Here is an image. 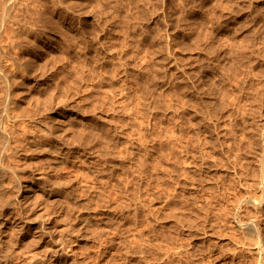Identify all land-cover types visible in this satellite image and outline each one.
I'll list each match as a JSON object with an SVG mask.
<instances>
[{
  "label": "rangeland",
  "instance_id": "rangeland-1",
  "mask_svg": "<svg viewBox=\"0 0 264 264\" xmlns=\"http://www.w3.org/2000/svg\"><path fill=\"white\" fill-rule=\"evenodd\" d=\"M9 2L0 29L10 11L5 23L21 34L9 46L21 78L14 129L31 141L19 174L31 182L44 169L37 181L53 194L37 186L12 209L33 227L46 206L54 224L37 244L27 228L0 224L11 264L41 263L59 232L76 241L44 264H264V201L248 200L264 190V0ZM182 132L190 153L188 138L174 139Z\"/></svg>",
  "mask_w": 264,
  "mask_h": 264
},
{
  "label": "bare ground",
  "instance_id": "bare-ground-1",
  "mask_svg": "<svg viewBox=\"0 0 264 264\" xmlns=\"http://www.w3.org/2000/svg\"><path fill=\"white\" fill-rule=\"evenodd\" d=\"M17 2H18V0H17ZM16 2V3H17ZM13 3H15V0H10V2H9V6L10 7H12V5H14ZM12 4V5H11ZM16 6V5H15ZM29 5H28V3H26V7H28ZM19 11V10H18ZM10 11L8 12V14H7V17H6V13H5V15H4V18H3V21H4V24H3V29L4 30H1L0 29V77H3L4 79H5V81H6V85H7V91H6V93L4 94V95H2V96H0V199H2V200H4L6 203L5 204H2V205H0V216H1V218L2 217H5V218H3V219H1L0 218V224L1 225H3V224H6V225H11V226H13L15 229H17V228H22V227H24V228H27V233H31L32 235V240H35L36 242H35V244H37V243H40L41 242V240L44 238V236L46 235L45 233H48V232H51L52 230H53V228L52 227H54V224H53V219H51V218H49L50 217V212H48V207H46V206H42V210L43 211H47V213H45L44 215H43V219H42V221H41V223H40V227L39 226H33L32 227V225L30 224V223H27L26 224V221H27V219L26 218H23L20 214H21V211L18 209V210H16V209H12V208H14V205H15V201L17 200V199H19V200H21V197L22 196H24L25 194L24 193H26V192H28V191H30L32 188H35V187H37V186H39V187H41L40 185V183L37 181V180H39V179H46V178H48V174H47V171H45L44 169L41 171V174L39 175V177H38V179H36L35 178V174H34V177L33 178H31L32 180H31V182H30V179H26V178H24L23 176H20V174H19V170H21V169H23V166H24V164H26V162L23 160L25 157H26V155H27V152L29 151V149L27 148V144L25 143V142H31V141H28V139H24V138H22L21 137V135H19V134H17V132L15 131V129H14V122L17 120V118L18 119H20V118H22V116H21V114L19 113H17L16 111H15V109H14V105H15V103L18 101V97H16L15 95H14V93L12 92V85H14L15 83H17L18 81H20V79L21 78H19V77H17L16 76V73H15V70H11L10 69V63L11 64H13L16 60H17V56L16 55H13V53L11 54L10 53V51H9V46L11 45L12 47L13 46H15L16 44H18V43H16V42H14L19 36H21V34L19 33V30H18V26H15V24H12V25H8L7 23H5L6 21H7V19L9 18V19H11L12 20V14L10 15ZM16 13V12H15ZM17 13H19V12H17ZM18 15V14H17ZM20 15V14H19ZM19 15H18V18H19ZM14 16V15H13ZM13 18H15V17H13ZM17 18V19H18ZM16 18L15 19H13V21L14 20H17ZM20 19V18H19ZM2 21V22H3ZM28 30V29H27ZM8 35L10 38H14V39H10V40H13V41H10L9 42V39H8V42L10 43H8V42H6V41H4V38L6 39V37H4L5 35ZM4 37V38H3ZM19 40V39H18ZM22 40V39H21ZM23 41V40H22ZM18 42V41H17ZM6 43H8V44H6ZM17 46V45H16ZM21 82H24V80H22ZM179 104V103H178ZM179 106H181V105H179ZM177 108H179L178 106H177ZM181 108V107H180ZM179 108V109H180ZM180 111H181V109H180ZM181 113V112H180ZM10 119H12V120H10ZM182 119V118H181ZM116 126V125H115ZM121 126V125H120ZM118 127V126H117ZM114 128V127H113ZM110 129V128H109ZM116 131H117V129L116 128H114ZM121 129H122V127H121ZM113 130V129H112ZM115 130H113V131H115ZM118 130H120V129H118ZM124 129H122V131H123ZM120 132V131H119ZM118 132V133H119ZM123 133V132H122ZM147 133V132H146ZM149 133V132H148ZM143 134H145V132L143 133ZM145 135H147V134H145ZM145 135H144V137H145ZM140 136H142V135H140ZM143 137V136H142ZM143 137V138H144ZM172 137V136H171ZM184 135H183V132L181 133V134H178V135H176V136H174V139L176 138V140H177V142L178 143H182L183 141L182 140H185V139H187L188 138V140H186V142H183L184 144L182 145V146H184L185 147V150L187 149V152L188 153H190V148H192V145L191 144H194V142L192 141V139L191 140H189V137L187 136L185 139H184ZM139 138V140H140V137H138ZM138 138H136V140L138 141ZM173 138V137H172ZM142 139V138H141ZM158 139V138H157ZM171 140V139H170ZM170 140H167V141H170ZM176 140H174V141H176ZM194 140V139H193ZM142 141V140H141ZM141 141H140V144H141ZM162 141V140H161ZM172 141V140H171ZM139 142V141H138ZM137 143V142H136ZM153 143V142H152ZM178 143H176V144H178ZM196 144L198 143V142H195ZM163 145V148H165V146H166V143H165V141L164 142H160V145ZM200 144V143H199ZM27 145V146H26ZM159 145V146H160ZM165 145V146H164ZM178 145H180V144H178ZM155 146V145H154ZM153 146V147H154ZM196 146V145H195ZM199 146V145H198ZM194 147V146H193ZM194 148H198L197 146L196 147H194ZM157 149V148H156ZM54 153L55 154H57L56 156L58 157V156H61V157H65V148L63 147V145H61L59 142L58 143H56V145H55V148H54ZM179 158H177V160H178ZM145 160V159H144ZM146 161H149L148 159L146 160ZM145 161V162H146ZM178 161H180V160H178ZM177 161V162H178ZM145 162H143V164H148V163H145ZM176 162V161H175ZM151 164L153 163V161H151L150 162ZM149 163V164H150ZM157 162H155V163H153V164H156ZM180 163V162H179ZM261 163H263V165H261ZM261 163H260V165H259V170L261 171V172H263L262 173V179H263V184H264V159H262L261 160ZM143 164H141V165H143ZM146 165H144V166H141V168H145V166ZM156 165H158V166H160L161 168H165L166 169V167H162L161 165H159L158 163L156 164ZM150 166H153V165H149V168H150ZM153 167H155V166H153ZM152 167V168H153ZM157 167V166H156ZM156 167H155V169H156ZM146 169V168H145ZM144 169V170H145ZM164 169V170H165ZM168 169V168H167ZM200 169V168H199ZM139 170H141V169H139ZM148 170V169H147ZM33 172V169H29V172ZM99 171V170H98ZM149 171V170H148ZM147 171V172H148ZM154 171V170H153ZM156 172L158 171V169L157 170H155ZM161 171V170H160ZM167 171V170H166ZM166 171H164V172H166ZM200 171V170H199ZM138 173H140V171H137ZM142 172V171H141ZM144 172V171H143ZM146 172V171H145ZM146 172V173H147ZM152 172V171H151ZM151 172H150V174H151ZM188 172V171H187ZM157 173H159V172H157ZM186 173V172H185ZM153 174V173H152ZM129 175V174H128ZM139 175V174H138ZM138 175H137V177H138ZM141 175H142V173H141ZM140 175V176H141ZM157 175V174H156ZM156 175H154V176H156ZM160 174H158V176H159ZM187 175V174H186ZM186 175H185V178H186ZM191 175V174H190ZM31 176H33V175H31ZM37 176V175H36ZM127 175H125V177H126ZM136 176V175H135ZM146 176V175H145ZM144 176V177H145ZM149 175H148V173H147V177H148ZM154 176H152L153 178H154ZM129 176H127L126 177V179L128 178ZM133 177V176H132ZM131 177V178H132ZM149 177H151V176H149ZM140 178V177H139ZM143 178V177H142ZM156 178V177H155ZM188 178L189 177H187V180H188ZM36 179V180H35ZM102 179V178H101ZM125 179V180H126ZM137 178H135V180H136ZM156 179H159V178H156ZM99 180H100V178H99ZM103 181H105L104 179H102ZM120 180V179H119ZM128 180H129V178H128ZM131 180V179H130ZM138 180V179H137ZM145 180H147V179H145ZM151 181H152V179H150ZM149 180V181H150ZM189 180H190V178H189ZM102 181V182H103ZM124 181V180H123ZM127 181V180H126ZM138 181H141V180H138ZM143 181V180H142ZM129 182V181H128ZM133 184H134V179H133ZM132 182H130V183H132ZM146 182H148V181H146ZM118 183H120V181L118 182ZM126 184V182L124 183V185ZM120 185V184H119ZM123 184H121V186H122ZM127 186H128V183L126 184ZM126 186V187H127ZM133 186V185H132ZM136 186V185H135ZM125 187V188H126ZM217 187V186H216ZM122 188V187H121ZM124 188V187H123ZM122 188V189H123ZM211 188V187H210ZM218 188V187H217ZM41 189L43 190V192H45L46 193V191H48V189H47V187L46 186H42L41 187ZM97 190H99V193H100V189L98 188ZM127 190V189H126ZM130 190H132V188H130ZM134 190V189H133ZM132 190V191H133ZM212 190V189H211ZM214 190V189H213ZM212 190V191H213ZM220 190V189H219ZM122 191H124V190H122ZM128 191V190H127ZM131 191V192H132ZM210 191V190H209ZM212 191L210 192V193H212ZM223 191V190H222ZM101 192H103L102 190H101ZM130 192V193H131ZM215 192V191H214ZM217 192H219V191H217ZM48 193H49V195H53V194H51L49 191H48ZM103 193H105V192H103ZM102 193V194H103ZM124 193H125V191H124ZM127 194L129 193V191L128 192H126ZM216 193V192H215ZM214 193V194H215ZM28 194V193H27ZM31 194V193H30ZM29 194V195H30ZM68 193L66 192V191H63V197L62 198H64V196L65 197H67L68 195H67ZM103 195H105V194H103ZM124 195V194H123ZM122 195V196H123ZM126 195V194H125ZM211 195V194H210ZM99 196H100V194H99ZM216 196V195H215ZM218 196H219V194H218ZM217 196V197H218ZM27 197V196H26ZM98 197V196H97ZM96 197V198H97ZM101 197H102V195H101ZM126 197V196H125ZM124 197V198H125ZM31 198L32 197H30V200H31ZM34 198V197H33ZM36 198V197H35ZM38 198V197H37ZM100 198V197H99ZM211 198V197H210ZM212 198H213V196H212ZM216 198V197H215ZM221 198H222V195H221ZM27 199H28V197H27ZM39 199V198H38ZM98 199V198H97ZM108 199H109V197H108ZM116 199V198H115ZM223 199V198H222ZM224 199H225V197H224ZM29 200V199H28ZM27 200V201H28ZM110 200V199H109ZM216 200V199H215ZM218 200V199H217ZM247 200V199H246ZM248 200L249 201H251L252 202V205L253 206H258V207H260L261 206V204H262V202L264 201V190H263V192L261 193V198L259 197V198H255V199H253L252 197L251 198H248ZM35 201H36V199H35ZM98 201H99V199H98ZM105 201H107L106 199H105ZM104 200H103V202H105ZM30 202H32V200L30 201ZM34 202V201H33ZM101 202V199H100V201H99V203ZM216 202V201H215ZM29 203V202H28ZM98 203V202H97ZM213 203V202H212ZM250 203V202H249ZM102 204V203H101ZM105 204V203H104ZM103 204V205H104ZM106 205V204H105ZM111 205V204H110ZM247 205V204H246ZM250 205V204H249ZM99 206V205H98ZM100 206H102V205H100ZM114 206V205H113ZM248 206V205H247ZM247 206H246V208H247ZM252 206V207H253ZM114 207H116V206H114ZM114 207H112L113 209H114ZM123 207V206H122ZM250 207H251V205H250ZM117 208H120L118 205H117ZM12 209V210H11ZM111 209V208H110ZM121 209H123V208H121ZM11 210V211H10ZM119 210V209H118ZM248 210V209H247ZM250 210H251V208H250ZM124 212H125V210H123ZM122 211V212H123ZM117 212V210L115 211H113V210H109V209H107L106 211H105V215H106V219L108 220V222H115L116 220H117V218H118V214L116 213ZM119 212V211H118ZM121 213V210H120V212H119V214ZM49 215V217H48V215ZM240 214V213H239ZM5 215H7V216H5ZM47 215V216H46ZM135 215H137V214H135ZM241 215V214H240ZM120 217V216H119ZM137 217V216H136ZM123 218V217H122ZM105 219V220H106ZM125 219V218H124ZM123 219V220H124ZM119 220V219H118ZM117 220V221H118ZM121 221V223L120 224H124V221ZM242 220V219H241ZM120 221V220H119ZM118 221V222H119ZM239 221V220H238ZM123 222V223H122ZM240 222V221H239ZM242 222H243V220H242ZM111 223H110V228H112L113 226H111ZM116 223L117 222H115V225H116ZM249 223V222H248ZM247 223V224H248ZM119 224V223H118ZM117 224V226H122V225H118ZM241 224V223H240ZM108 225H109V223H108ZM108 225L106 226V228H109L108 227ZM244 226V225H243ZM124 227V226H123ZM154 227V226H153ZM248 227H249V229H251V230H253V231H256L258 234H259V237L261 238L262 237V230H261V227H260V225H259V223L257 222V221H255V219H254V221H252L250 224H248ZM116 228V227H115ZM119 228V227H118ZM117 228V229H118ZM128 228V227H127ZM114 229V228H113ZM154 229H156L155 227H154ZM153 229V230H154ZM19 230V229H18ZM152 230V231H153ZM114 231H115V229H114ZM117 231H122V232H124V230H123V228H122V230H117ZM128 231H130V229L128 230ZM125 232H126V230H125ZM154 232V231H153ZM149 233H151V232H149ZM152 234V233H151ZM154 235V234H153ZM111 237V236H110ZM114 237V236H113ZM1 239H2V237H1V233H0V254H2V264H11V258H10V256L9 255H7V252L5 251V249H4V247H3V244L1 243ZM107 239H109V238H107ZM111 239V238H110ZM110 239H109V241H110ZM112 239H114V238H112ZM111 239V240H112ZM139 239V238H138ZM141 239V238H140ZM116 240V239H115ZM135 240V239H134ZM136 240H137V238H136ZM76 241V238H74V237H72V236H67V237H65L63 234H62V232H59V236L58 237H56L55 238V244H54V246H52V248L54 249V252H50V251H47L44 255H43V260H42V262L41 263H38V264H44L48 259H52L53 258V256L54 255H56L57 253H59V254H61V251L62 252H64L65 251V244L66 243H68V244H70V243H73V242H75ZM108 241V242H109ZM113 241V240H112ZM111 241V242H112ZM141 241V240H140ZM117 242V241H116ZM123 242V241H122ZM125 242H127V241H125ZM131 242V241H130ZM135 242H137V241H135ZM141 243V242H140ZM123 244V243H122ZM127 244V243H126ZM130 244V243H129ZM136 244V243H135ZM67 245V244H66ZM124 245V244H123ZM131 245H132V243H131ZM130 245V246H131ZM133 245H134V242H133ZM132 245V246H133ZM142 245V244H141ZM212 246V245H211ZM210 246V248H212ZM216 246V245H215ZM135 247H137V245H135ZM141 247V246H140ZM180 247V246H179ZM185 247V246H184ZM184 247H181V248H178V250L176 251L178 254V256L180 257L179 259H178V261H185L186 260V255H187V253H188V249L187 248H184ZM209 248V247H208ZM213 249V248H212ZM211 250V249H210ZM212 251V250H211ZM58 255V254H57ZM173 255V254H172ZM169 256H167V258H168ZM166 258V259H167ZM170 258H171V260H172V257L170 256ZM169 258V259H170ZM165 261V260H164ZM173 261V260H172ZM169 262H171V261H169ZM167 263H168V261H167Z\"/></svg>",
  "mask_w": 264,
  "mask_h": 264
}]
</instances>
